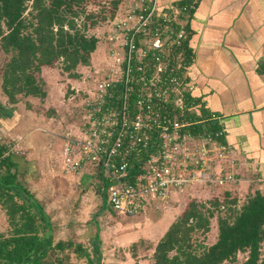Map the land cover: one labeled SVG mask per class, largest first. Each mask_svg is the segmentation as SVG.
Here are the masks:
<instances>
[{"label": "built area", "instance_id": "built-area-1", "mask_svg": "<svg viewBox=\"0 0 264 264\" xmlns=\"http://www.w3.org/2000/svg\"><path fill=\"white\" fill-rule=\"evenodd\" d=\"M192 9L125 0L103 38L100 63L84 89L74 90L80 95L78 122L59 136L62 170L99 171L105 202L116 216L168 204L187 187L236 184L239 166H257L239 163L213 135L194 130L199 121L187 99L189 62L182 56ZM17 152L11 145L0 159Z\"/></svg>", "mask_w": 264, "mask_h": 264}, {"label": "trees", "instance_id": "trees-1", "mask_svg": "<svg viewBox=\"0 0 264 264\" xmlns=\"http://www.w3.org/2000/svg\"><path fill=\"white\" fill-rule=\"evenodd\" d=\"M118 3L0 0V91L6 106L18 97L43 100L42 68L59 63L69 78H76V69L89 65L97 45L87 31L110 21ZM10 114L11 109L0 106V117ZM11 155L0 159V211L6 222L0 232V264H79L82 259L92 264L79 241H53L49 217L19 179ZM212 218L215 241L195 243L193 235H205ZM92 250L98 264V245ZM237 253H246L242 264H264V191L248 193L239 205L226 192L205 202L188 201L156 242L151 264H234Z\"/></svg>", "mask_w": 264, "mask_h": 264}, {"label": "crops", "instance_id": "crops-1", "mask_svg": "<svg viewBox=\"0 0 264 264\" xmlns=\"http://www.w3.org/2000/svg\"><path fill=\"white\" fill-rule=\"evenodd\" d=\"M118 1L116 11L125 2ZM159 1L193 7L187 14L186 29L189 35L183 44L182 56L189 62L185 67V82L190 91L187 99L192 103L193 119L199 121L194 130L213 135L217 144L230 148L228 156L239 163L257 165L256 168L239 166L241 169L238 168L236 172L238 184L219 189L220 195L225 192L231 195L229 191L231 188L233 191L234 187H239L242 198L256 189L263 192L264 180L258 181V177H264V0ZM94 37L97 45L90 56L91 66L95 55L98 54L101 60V49H104L100 37ZM46 69L42 68L39 75L44 83L42 74ZM75 72L77 75L82 73L78 70ZM73 79L72 82L67 80L71 95L62 99L68 104L73 100V108L77 110L80 95L74 90L84 89L85 82L80 76ZM46 97V91L42 101L29 98L21 100L18 97L17 103L6 106V98L0 91V106L11 109L8 118L0 117V146L6 150L16 144L19 151L11 155L15 171L42 207V201L38 198L43 192L58 198L70 194L72 186L80 187L84 192L88 188L103 190L99 174L88 168L76 173L62 170L59 158L61 147L54 148L61 141L59 136L75 127L76 123L67 122L63 128L53 126L52 115L41 117L40 120L29 117L24 121V107L29 109L34 101L41 104L47 101ZM211 116L218 121L211 119ZM38 128L41 129L36 130ZM217 132H221V135L215 137L214 133ZM179 196L168 204L153 203L134 217L141 218L149 212H160L162 209L172 210V204ZM63 203L65 201L61 205ZM43 211L49 217L54 235L55 221L52 220L55 216L51 219L50 212L44 208ZM88 228L86 224L85 234H88Z\"/></svg>", "mask_w": 264, "mask_h": 264}, {"label": "rangeland", "instance_id": "rangeland-1", "mask_svg": "<svg viewBox=\"0 0 264 264\" xmlns=\"http://www.w3.org/2000/svg\"><path fill=\"white\" fill-rule=\"evenodd\" d=\"M96 1L107 3L110 0ZM93 9L95 10L97 8L93 7ZM108 24L107 22H103L93 29H89L87 34L97 35L103 43ZM101 52L103 53L102 49ZM95 58L93 66L89 63L87 67H78L76 69V71L82 72L78 76L83 77L85 80L88 75H91L92 68L97 67L100 63L98 54L97 56L95 55ZM2 59L3 57L0 55V62ZM42 78L45 81L44 91L47 93V101L41 104H39L38 101H34L30 104L31 106L29 109L24 107V121L26 122V119L29 117L40 120L41 117L52 115L50 117L53 119L51 123L53 126L57 125L63 128L66 126L67 122L71 124L73 122L77 123L78 110L73 108V100L68 104L67 101L62 99V97L67 98L71 95L69 91L70 85L67 84V80L72 82L75 79L69 78V75L62 71V66H60L59 63L50 70H43ZM83 85H85V83ZM20 99L23 100L21 97ZM76 102L77 101H75V107L77 106ZM39 129L41 128L36 130ZM58 146H62V140L58 145L56 144L54 149H59ZM88 169L93 173H99V171L93 170L91 167H88ZM235 172H237V170H235ZM238 182H235L236 185ZM227 185L234 186L235 184L227 183L221 186L201 185L187 187L176 201L173 202L172 210L162 209L160 212H149L141 218L116 216L106 204L103 198V190L100 188H88V190L84 192L80 187L72 186V192H70V194L67 193L62 197L59 196L56 198L53 194L47 193L45 195L43 192V194H40L38 200L40 202L42 201L43 208L47 212H50L51 219L53 215L55 216V219L52 220L55 221L53 225L56 229L55 234H52L53 241L58 239L79 241L89 251L92 264H95L96 255L92 250L95 243L98 245L99 251L98 264H151V255L156 242L164 234L169 224L179 215L185 204L190 200L205 202L213 199V197H222L219 193V189ZM233 189V191H231L232 188L230 191H227L231 193L232 197L236 198L237 204L239 205L242 202L239 187H234ZM63 201H65V203L61 205ZM69 202L70 205L72 204L71 206ZM61 208L63 211H61ZM68 223H70V226ZM86 224L89 226L88 234H85ZM5 228V218L0 211V232L5 231ZM215 238V218L210 220L209 231L205 235L199 233L193 235L195 243H201L206 246L211 245L215 241ZM245 260L246 253H237L234 264H242ZM78 263L86 264L83 259L79 260Z\"/></svg>", "mask_w": 264, "mask_h": 264}]
</instances>
